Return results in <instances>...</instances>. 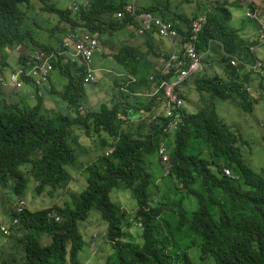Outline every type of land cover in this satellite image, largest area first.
<instances>
[{"label": "trees", "instance_id": "trees-1", "mask_svg": "<svg viewBox=\"0 0 264 264\" xmlns=\"http://www.w3.org/2000/svg\"><path fill=\"white\" fill-rule=\"evenodd\" d=\"M34 2L36 0H0V73L9 65L7 48L13 50L19 46L26 51L33 44L41 45L46 51L53 49L50 44L38 43L27 26L28 20L36 22L38 13ZM127 2L89 0L87 4H80L77 11L72 8L75 17L70 16V9L54 4H46L43 10L54 12L60 22L66 23L67 27L57 33L81 24L97 32L103 44L104 38L116 31L140 27L138 19L124 10ZM169 4L170 0H136V12L149 11L172 21L185 43L190 23L198 15L177 14L171 11ZM202 15L205 20L196 50L203 53L209 43L211 49L215 42L219 43L216 57L221 72H198L190 78L187 83L192 88L181 91V97L186 102L190 100L187 94L191 91L202 97L206 94L204 100L209 99L210 109L189 110L184 104L178 129L166 138V132L158 129L157 124L151 126L144 137L119 134L115 120L118 105L112 108L102 105L98 111L80 113L79 106L86 100L82 99L83 73L59 56L52 58V72L63 77L70 73L79 77L77 87L72 90L74 95L62 93L56 101L61 107L59 113L53 116V112H44L41 109L44 98L40 96H35L36 103L27 109L18 111L17 104L10 103L8 106L14 110H0V182L6 185V176L13 175L15 194L25 191L30 178L36 181L37 194L43 193L48 185L71 181L78 171L75 165L67 166L75 164L77 158L72 144L79 149L77 135L82 132L91 139L98 136L97 142L102 147L110 144L106 136L118 137L109 155H101L80 169L83 182L79 190L72 191L73 204L65 201L61 206L22 214L25 226L48 232L50 241L43 244L33 231L28 232L23 255L19 261L12 259L7 264H83L79 251L85 241L79 223L88 218L93 208L107 223L101 242L109 243L111 252L105 264H264V171L250 166L240 147L242 142H238V130L230 127L227 118L214 106L218 98L231 101L237 107L240 104L245 112L252 111L253 99L247 87L256 68L247 69L244 63L259 65V57L250 46L260 44V40L258 36L241 37L229 24L232 13L225 1L206 2ZM179 17L184 21L182 27L175 23L174 18ZM142 33L153 34L155 30L144 29ZM111 50L114 63L125 66L128 73L143 56L132 46ZM25 51L18 55L20 63L24 62ZM231 55L238 57L240 63L231 65L228 57ZM137 78L133 85L146 84V75ZM51 91L54 92L53 87ZM67 104L72 112L67 111ZM196 138L202 139V147L196 152L186 151L190 141ZM161 141L166 144L170 165L163 174L177 180L175 185L181 188L182 198H195L196 207L192 211L167 208L149 192L153 160L145 159L144 153H155L160 162ZM25 163H29L26 174L18 169ZM224 168L230 169L231 174L226 175ZM71 170L75 173L71 174ZM120 189L127 190L134 199L131 209L123 210L119 202L112 201L111 194ZM50 211H54L59 220L48 219ZM164 211L174 214L167 215ZM131 219L140 221V225L136 223L141 228L139 245L126 241Z\"/></svg>", "mask_w": 264, "mask_h": 264}, {"label": "rangeland", "instance_id": "rangeland-1", "mask_svg": "<svg viewBox=\"0 0 264 264\" xmlns=\"http://www.w3.org/2000/svg\"><path fill=\"white\" fill-rule=\"evenodd\" d=\"M226 2V5L229 7L232 18L230 19L229 23L231 26H235L236 28L239 26L240 23H252L251 20H249L245 16V11L247 9L246 3H241L240 0H219V2ZM256 1H264V0H256ZM89 0H36L33 4L36 5L35 11H37L36 16V22H33L31 20L27 21V26L30 27L32 30L33 38L37 40L38 43H46L50 42L56 38L55 35L60 28H66L65 22H60L58 19L57 14L54 12H46L43 10V7L46 6V4H54L58 8H64V9H70V16L75 17V12H73L72 5L75 3L77 5V8L80 4H87ZM77 11V10H76ZM253 24V23H252ZM60 35V32L58 33ZM126 37L131 40V37L129 34ZM254 38L256 35H251ZM59 37V36H58ZM57 37V38H58ZM120 37V38H121ZM246 38V37H244ZM32 48L41 47V45H33L31 44ZM167 46H165L166 48ZM31 48H28L26 51L24 48L18 47L16 49H9L7 48L6 53L8 54V57L11 59L9 60L10 64L4 67L3 72H5L4 77L7 78L9 73L11 72L12 68H14L15 63L13 62L16 58H18V55L21 53L28 52ZM102 49V50H101ZM107 49V48H105ZM116 49H118L116 47ZM103 51V48L100 47L99 51L97 52V60L98 63L101 64L106 61H111V64L113 66H110V63L107 65V68L112 71L114 67L113 61L108 58L110 57V51L107 52L105 56L101 57V54ZM108 51V50H106ZM255 54L259 57L258 60L259 65L257 67H252L249 63H246L247 66L250 69L256 68L253 75L251 76L252 79L250 80L248 84V91L250 92V96L252 97V111L251 112H245L242 110L241 105L239 104V107L234 105L233 102L227 101V100H221L216 98L214 100V106L220 114L225 116L227 118L229 126L238 130V134L240 135L239 141L242 142L240 144L241 149L243 150L244 158H246L247 162L250 164V166L255 169L256 171H264V44H259L255 46L254 50ZM106 60V61H104ZM205 61V60H204ZM8 62V63H9ZM97 64V62H96ZM207 64V61L203 62V65ZM97 66H99L97 64ZM210 71L209 68H206ZM103 71V70H102ZM110 72L109 70H107ZM115 71V70H114ZM56 73V72H55ZM209 73V72H208ZM68 74V73H67ZM207 74V73H206ZM211 74V73H210ZM55 75V74H53ZM78 76L74 74H68L63 76L55 75L53 76V93L52 91L48 94L45 93V98L42 104V108L44 109V112H53L51 115H56L60 112V106L56 103L57 100L60 99L62 93H70L72 94V90L74 87H77L78 84ZM106 79V80H105ZM111 81V82H109ZM69 84V89L66 90L67 84ZM118 83L117 79H112V75L110 73L105 74V72H99L98 81L93 84H88L84 86L83 95L88 92L89 95H93L94 97L88 102L87 100H83L84 102L81 103V110L78 109L80 113L83 115L88 113L89 111H98L100 110L103 103H108V107L112 108L115 103H120L119 101L123 99V96L121 92L117 88ZM97 91V92H96ZM193 91H191L187 96L192 95ZM9 95H16V91L12 89H8ZM58 94V95H56ZM82 95V97H83ZM6 95L2 91L0 87V109H3L5 111H11L14 110L11 107L8 106L11 102L14 101L12 99L10 102H7V100L4 98ZM7 97V96H6ZM10 99L9 97H7ZM132 98L135 100L136 97ZM20 100V102L17 104V110L20 111L22 109H27L31 105L36 103V100L34 101L32 98H28L27 101ZM190 101V100H189ZM209 99L207 98L204 102V107L209 108L211 104L208 103ZM196 103H199L198 101ZM28 104V105H25ZM7 105V107H5ZM197 106V104H196ZM191 105H188L189 110L193 109L190 108ZM67 111L72 112V107H70L68 104L66 105ZM197 110H200V107H195ZM56 112V113H55ZM50 114V113H48ZM128 133H134V130L132 127L126 128ZM135 130L138 135L141 137H144L147 132L148 128L144 126L141 123H138L135 127ZM98 136H95L94 140L98 141ZM173 137V136H172ZM79 144H83L85 149H78V153L80 156L81 162L79 163V158L76 159L74 162L75 164H68L67 167H72L75 165L77 168L74 178L71 181H65L61 182L60 184L52 185V193L44 192L42 194H37L34 190L36 182L32 179L31 181L34 183L33 189H32V195L30 193V182H27V186L25 191L23 192V196L26 198H30L31 196H34V202L31 201L32 204V211H38L40 209H46L49 206H61L64 205V202H69L70 204H73L72 201V191L73 190H79V186L81 182H83V177L80 169H83V165H87L89 162L95 161V159H90V157H95L97 155V151L95 146L90 142V139L87 136L81 135L79 137ZM190 145L187 146L188 152H196L197 149L202 147L203 142L201 138H196L191 140ZM91 145H88V144ZM102 150V149H101ZM102 155V151L98 154V157ZM151 157V158H150ZM145 159H152V167H153V179L149 186V192L152 195H155L158 200L167 206V208H170L172 210L179 211L180 209H183L185 211H192L196 207V201L193 197H187L184 196L181 197V188L176 187L177 180L170 176L169 174H163L166 173L167 168L170 169V165H161L160 162L157 160V155L153 152L151 153H144ZM89 160V161H88ZM27 165L22 164L19 166V169L23 170V166ZM85 174V173H84ZM79 175L80 177H77ZM155 179H157L155 181ZM63 183H66L65 185ZM15 184V177L13 175H9L7 177L6 185L0 184V222L2 223H9L10 217L9 213L12 211V206L14 202L19 198L16 196V194L13 192V186ZM112 201H115L118 204H121V209L128 210L131 209L134 203V199L129 195V192L127 190H118L116 192H113L111 194ZM29 200V199H28ZM41 200V202L39 201ZM154 204V201L151 202ZM27 208L29 209V205L27 204ZM164 213L173 215V212L170 211H164ZM24 218H22L19 222V224L16 226V228L13 230L12 234L5 239V241L0 243V264H7V261H11L13 259L14 262L19 261L21 256L23 255V245L25 244V235L33 231L35 235L39 237V240L43 244H48L50 241V235L48 232L43 230H31L25 224H23ZM88 225V228L86 230V233L83 232L84 228H86ZM107 223L105 220H103L100 216L99 211L96 208H93L90 210V213L88 215V218L86 221L79 223V229L83 233V239L85 241V244L82 247V250L79 251V257L80 259L86 261L85 264H105L107 255L111 252V247L109 243H106L105 241L100 242L98 244V241L94 240V237H90L89 235L93 231H97L98 234H102L106 231ZM129 226V225H128ZM129 228V230H128ZM127 228V240L130 241L133 244L139 245L142 241L141 238V228L137 226L133 219H131V225ZM98 238V237H95ZM101 244V248L98 249V246ZM97 246V247H96ZM97 248V249H96ZM94 254V256L91 258V255ZM84 264V263H83Z\"/></svg>", "mask_w": 264, "mask_h": 264}, {"label": "built area", "instance_id": "built-area-1", "mask_svg": "<svg viewBox=\"0 0 264 264\" xmlns=\"http://www.w3.org/2000/svg\"><path fill=\"white\" fill-rule=\"evenodd\" d=\"M240 2L248 5L245 16L257 22V34L260 43H264V1L240 0ZM124 10L138 19L140 27L135 29L137 33H142L144 29H154L155 33L162 38L172 42L176 39L183 41V36L171 21L149 11L136 12V0H128L124 5ZM117 15L121 16V13ZM204 20V16H199L192 20L190 33L186 36L187 41L184 43L183 52L176 51L174 46L169 59L165 61L162 67L158 68L156 74L152 73L149 76L152 88L141 92L142 95L155 96L157 105L169 119L165 128L166 131L175 129L180 120L181 112L179 109L184 104L180 95L181 86L202 65L204 54L197 52L195 43ZM99 44L100 40L97 32L79 28V30L67 34L60 49L56 52L52 51L50 53L39 47L31 48L25 53L24 62L19 63L7 78L0 74V84L25 95L42 96L43 88L48 84L53 71L52 58L55 54L63 57L68 56L66 61H79L85 67L84 83H94L97 80V75L92 67V58ZM230 63L236 65V59H231ZM132 80L134 81L135 79L132 78ZM155 118L156 116L152 115L147 119V122H152ZM163 151L164 148L159 150L160 153H163ZM162 159L164 161L167 159L165 154H163ZM224 172L226 175L231 174L227 168L224 169ZM21 208L22 206L19 205L17 210H21ZM1 231L8 233V229L5 226H1Z\"/></svg>", "mask_w": 264, "mask_h": 264}, {"label": "clouds", "instance_id": "clouds-1", "mask_svg": "<svg viewBox=\"0 0 264 264\" xmlns=\"http://www.w3.org/2000/svg\"><path fill=\"white\" fill-rule=\"evenodd\" d=\"M199 0H197V1H193V2H198ZM72 8L74 9V11H76L78 8H77V5L75 4V3H73V5H72ZM197 18V17H196ZM196 18H194V19H196ZM166 20H168V19H166ZM250 20V19H249ZM170 21V20H169ZM172 22V21H171ZM192 22V21H191ZM173 23V22H172ZM191 24V23H190ZM79 28H86V27H83L81 24H79V25H77V26H74V27H69V28H67L65 31H62V32H60V35L57 33V37L55 38L54 37V39H53V42L52 43H48V42H46L47 44H50L51 46H53V49L51 50V51H48V52H52V51H54V52H56V51H58L59 49H60V47H61V44H62V42H63V39L67 36V34H69L70 32H73V31H75V30H79ZM87 30H89L88 28H86ZM90 31V30H89ZM92 32V31H91ZM188 36V35H187ZM197 41H198V39H197ZM196 41V42H197ZM186 43V42H185ZM196 44V43H195ZM260 44H263V43H260ZM100 45H101V43L99 44V46H98V49H99V47H100ZM257 45H259V44H257ZM18 47V49H19V46H17ZM196 47V46H195ZM208 47H209V50H208ZM207 48H206V50L203 52V57H202V65H201V67L203 66V60H204V56L205 55H207L208 53H209V51H211L212 49H211V45H210V43H209V46H208ZM37 48V47H36ZM39 48H41V47H39ZM43 48V47H42ZM44 49V48H43ZM98 49L96 50V52L94 53V55H93V58H92V60H93V63H92V67L95 69V72H96V75H97V80L95 81V82H97L98 81V76H99V71H100V68L97 66V64H96V54H97V52H98ZM220 49L222 50V48L220 47ZM250 49L254 52V50H255V46L253 45V46H250ZM45 50V49H44ZM183 51H181L180 53H182ZM255 53V52H254ZM57 56H59V57H62V59H63V61L64 62H66V63H71V64H74L77 68H79L81 71H82V73H83V78H82V83H83V85L84 86H86V85H88V84H93V83H84V81H83V79H84V75H85V67H84V65H82L79 61H74V62H71V61H66V59L68 58V56H65V57H63V56H61V55H58V54H55L53 57H57ZM218 56V55H217ZM169 57H170V55H167L166 57H164L163 58V62H162V65H163V63H165V61H167L168 59H169ZM229 57V63H230V60L231 59H236V65L238 64V63H240V60H239V58L238 57H236V56H233V55H231V56H228ZM16 61H17V65L14 67V68H12V70H11V72L18 66V64L20 63L19 62V59L18 58H16ZM231 64V63H230ZM162 65H160V67H162ZM232 65V64H231ZM244 65H245V67L247 68V69H250L248 66H247V64L246 63H244ZM250 65H252V64H250ZM235 66V65H234ZM160 67H156L155 68V70L154 71H152V72H150V73H148V75H146L147 76V78H146V84L144 85H142L141 86V88H133L132 87V85L133 84H135V83H137V80L139 79V78H137L135 75H125V76H122L121 74L120 75H118V74H116V77H119L120 78V80L119 81H117V83H118V86H117V88H118V90L121 92V94L122 93H125V94H127V95H130L131 97L133 96V97H136V98H141V99H144V100H148V101H151V103H152V106L155 104V109H152L151 108V105L150 106H147V107H145V110H141V111H136V112H130L129 111V108H130V106L127 104L128 102H127V100H120L119 102L120 103H115L114 104V106L115 105H118V111L116 112V114H115V120H116V123L118 124V130H119V134H120V132H125V133H128L126 130V128H127V126L128 127H132L134 130H132V131H134V133L133 134H135V136H137L138 134H137V132H136V130H135V127L137 126V124L138 123H141V124H143L144 126H146L147 128H148V130L150 129V127L151 126H153V125H158V129H161V130H163V131H165L166 132V135H165V138L166 137H168V135H170V134H172V133H174L177 129H178V127H179V124H180V122H181V120H182V118H181V115H180V120H179V122H178V124H177V127L175 128V129H173V130H169V131H166L165 130V128H166V126H167V123H168V118L163 114V111L159 108V106L157 105V102H156V98H155V96H147V95H142L141 94V92L143 91V90H146V89H150V88H152V86H151V82L149 81V76L152 74V73H155L156 74V72L158 71V68H160ZM201 67H200V69L197 71V72H195L194 74H196V73H198V72H202V70H201ZM252 67H256L255 65H253ZM211 71V70H210ZM10 72V73H11ZM9 73V74H10ZM206 73L207 74H210V73H213V72H210V73H208L207 71H206ZM205 73V74H206ZM0 74H2V75H5V72H1ZM53 72L51 73V75H52V77H53ZM194 74L192 75V76H194ZM191 76V77H192ZM52 77L50 76V78H49V82H48V84L43 88V95L42 96H40L42 99L43 98H45V93H47V89H48V87H49V84H50V82H51V79H52ZM191 77H189V78H187L186 80H185V82L183 83V85L184 84H186L188 81H190V78ZM132 78H134L135 80L133 81L132 80ZM94 82V83H95ZM142 84V83H141ZM188 84V83H187ZM182 85V86H183ZM182 86H181V88H180V93H181V91H183V89H182ZM0 87H1V89H2V91L5 93V95L7 96V97H9L10 99H8L6 96L4 97L6 100H7V102H10L12 99H16V98H18L16 101H13V102H11V103H13V104H18L19 102H20V100H24L25 98H32L34 101L36 100V97L35 96H37V95H33V94H30V95H25V94H23V93H20V92H18V91H16V90H14V89H12V90H14V91H16V95H9L8 94V88L7 87H4L2 84H0ZM51 87H52V85H51ZM50 87V88H51ZM55 87V86H54ZM247 90H248V87H247ZM123 95V94H122ZM12 97H14V98H12ZM27 99L25 100V101H27ZM183 99V101H184V98H182ZM136 101V99L135 100H133V102H135ZM205 101V100H204ZM184 104H185V101H184ZM184 104L182 105V107L179 109L180 110V112H181V109L184 107ZM25 105H28V104H25ZM34 105V104H33ZM103 105H105L107 108H109L108 107V104H106V103H103ZM151 108V109H150ZM79 109L81 110V106H79ZM0 110H3V109H0ZM136 110V109H135ZM152 115H155L156 116V118L152 121V122H147V119L149 118V117H151ZM83 134H79V135H77V138L79 139V137L81 136V135H84V136H86L85 134H84V132H82ZM101 136H103L104 134L103 133H101L100 134ZM106 137H108V138H106V139H108V141L110 142V144H107V145H105L104 147H102V145H100L96 140H94V139H91V138H89L90 139V142L93 144V146H95V148H97L96 149V151H97V155L95 156V157H90L89 156V160L90 159H95V161L97 160V158H98V154L102 151V155H109L112 151H113V149H114V144L116 143V141L118 140V137L117 138H113V139H109L110 137L109 136H106ZM79 141V140H78ZM78 143V142H77ZM88 145H91L90 143L88 144ZM72 146H73V148L75 149V155H76V158H79V160H80V156L81 155H79V153H78V149H76V145H74V144H72ZM83 146H85V145H83V144H79L78 143V147L79 148H81V149H85ZM161 148H164V151H163V153H160L159 152V150L161 149ZM102 149V150H101ZM85 151H86V149H85ZM87 152V151H86ZM88 153V152H87ZM166 153H167V148H166V144L164 143V141H161V143H160V146H159V148H158V155L161 157V160H160V164L161 165H168V163H169V159H168V156L166 155ZM163 154H165L166 155V157H167V159L164 161L163 159H162V157H163ZM88 160V161H89ZM81 162V160L79 161V163ZM82 163V162H81ZM26 164V163H25ZM28 167H29V163H27V165H24L23 166V170H21V169H19V166H18V169L22 172V173H24V174H26V172H27V170H28ZM68 169H71V168H68ZM225 169V168H224ZM228 169V168H227ZM169 169L167 168V170L166 171H168ZM230 170V169H229ZM225 173V172H224ZM9 175H7L6 176V179H7V177H8ZM36 182V181H35ZM2 183V181L0 182V184ZM4 185V184H3ZM36 185V184H35ZM33 186H34V183L32 182V181H30V188H29V190H30V193H31V195H32V189H33ZM52 185H48L46 188H45V190H44V192H49V193H52V187H51ZM35 188V187H34ZM14 192V191H13ZM43 192V193H44ZM23 194V193H22ZM22 194H16V196L17 197H19L15 202H14V204H13V206H12V211L9 213V217H10V222L9 223H2V222H0V243L3 241H5V239H7L11 234H12V232H13V230L16 228V226L19 224V222H20V220H21V216H22V214L25 212V211H28V212H30V213H36L37 211H32V204L33 203H31V201H33L34 202V196H31L30 198L28 197V198H26L25 196H23ZM42 194V193H41ZM29 199V200H28ZM40 202H41V200H39ZM27 204L29 205V209L27 208ZM19 205H21L22 206V208H21V210H17V208H18V206ZM53 205H51V206H49V207H52ZM48 207V208H49ZM47 209V208H46ZM40 210H42V209H40ZM40 210H38V211H40ZM90 213V212H89ZM47 217H48V219H52V218H54L56 221L57 220H59V217L58 216H56V214H55V212L54 211H50L48 214H47ZM133 222L136 224H138V225H140V221L139 220H133ZM1 226H5V227H7V229H8V233L6 234V233H3L2 231H1ZM80 230V229H79ZM81 232V231H80ZM81 234H82V232H81ZM104 235H105V232H103L102 234H98L97 233V231H93L91 234H90V237H94V240L96 241H98V244L101 242V240L103 239V237H104ZM37 236V235H36ZM82 237H83V234H82ZM95 237H98V238H95ZM84 238V237H83ZM97 249V248H96ZM92 255H94V254H92Z\"/></svg>", "mask_w": 264, "mask_h": 264}, {"label": "crops", "instance_id": "crops-1", "mask_svg": "<svg viewBox=\"0 0 264 264\" xmlns=\"http://www.w3.org/2000/svg\"><path fill=\"white\" fill-rule=\"evenodd\" d=\"M208 1H210V0H199L198 2H191L190 0L189 1L188 0H170L169 7H170L172 12H175L177 14L181 13L185 17H191L193 15H196V16L198 15L197 17H199V16H204V15H202L203 8H204V5L206 4V2H208ZM211 1L219 2V0H211ZM160 2H164V0H160ZM170 16H172V15H170ZM170 18H173V17H170ZM174 19H175V23H178L179 26L182 27V24H184V21L182 20V18L179 17V18H174ZM251 22L253 24L252 23H249V24L240 23L237 28L235 26H232V27L235 28L238 31V34L243 38L244 37L250 38V37H252L251 35H256V37H257L258 36V34H257V32H258L257 22H255L253 20H251ZM120 34L122 36H127V34H129L131 37V40L129 38H126V37L125 38L121 37ZM104 40H105V43H103V44L101 43V45H100V47L103 48V51H100V52H102L101 57L105 56L107 54V52L110 51V57H108V58H110L113 61V59L111 58V52H113V50H111V49L112 48L116 49V47L119 48L122 46L135 47L143 55L140 59L135 61V67L133 68V71L128 73L126 71L125 66L118 65V64L114 63V61H113L114 67H112L113 68L112 71L109 69V67L107 68V65L109 63H110V66H113L111 64L110 60L109 61L104 60L106 62L99 64L98 60H97L98 57L96 54V62L99 65L98 67L100 68L99 72L100 73L105 72V74L110 73V75H112V79H117V81H119L120 78L116 77V74H118V75L121 74L122 76H125L126 74L127 75H135L137 77H140V79H141V76L148 75V73L154 71L156 67H160V65H162L163 58L166 57L167 55L171 56V54L174 50V46H175L176 51L181 52V51H183V48L185 45L179 39H176L175 41L172 42L168 39H165V38L158 36L156 33L139 34L136 32V30L133 27H128V28H124L120 31H116L111 36L105 37ZM52 42H53V40L48 42V43H52ZM218 44L219 43L215 42L213 45V49L211 51H209V53L207 55L204 56L205 57L204 60H206L208 63L204 64L201 67V70L203 73H205L206 71L209 73L210 72H218V73L221 72V70L219 69V62L217 61V57H216V55L218 54V53H216V50L218 52V48H217ZM165 46H167V47L165 48ZM100 47H99V49H100ZM105 48H107V49H105ZM99 49H98V51H99ZM106 50H108V51H106ZM8 59H11V58L8 57ZM8 62H9V60H8ZM13 62L15 63V66H16L17 65L16 59ZM9 64H10V62H9ZM209 66H210L211 71L206 69L207 67L209 68ZM128 68H129V66H128ZM107 70H109L110 72H108ZM53 76H55V75H53ZM51 77H52V75H51ZM109 82H111V81H109ZM52 83H53V77H52L51 82L49 84V87L47 89V94L49 93V90H50ZM142 85L143 84L139 83V84L133 85L132 87L133 88H141ZM52 87H54V86H52ZM190 88H192V86L190 84H187V83L182 86L183 91H185V90L188 91V90H190ZM122 94H123L122 95L123 99H121V100H123V101L127 100V102H128L127 104L130 106V108H129L130 112L145 110V107L150 106V105H151L152 109H155V104L152 106L151 101L144 100L141 98H137L136 101L133 102L134 99L130 95H127L125 93H122ZM206 96H207L206 94H203V97H202V94H199L197 92H193L192 95L190 96V101H186L185 104H187V106L190 104L191 105L190 108H193L191 110H197L195 107L205 108L203 104L205 102L204 99ZM83 97L89 102L94 96L89 95L88 92H86L83 95ZM83 97H82V99H83ZM12 98H14V97H12ZM17 99L18 98H16V99L14 98V101H16ZM197 101L199 103H196ZM196 104H197V106H196ZM74 173H75V171L71 170V174H74ZM87 228H88V225L86 228H84L83 232L86 233ZM99 248L101 249V244L98 246L97 250H99ZM93 256L94 255H91V258ZM82 261L84 264L86 263V261H84V260H82Z\"/></svg>", "mask_w": 264, "mask_h": 264}]
</instances>
